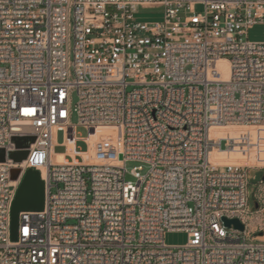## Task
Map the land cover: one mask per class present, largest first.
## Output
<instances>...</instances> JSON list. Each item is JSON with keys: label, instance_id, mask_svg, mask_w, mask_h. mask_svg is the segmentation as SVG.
Returning <instances> with one entry per match:
<instances>
[{"label": "built area", "instance_id": "obj_1", "mask_svg": "<svg viewBox=\"0 0 264 264\" xmlns=\"http://www.w3.org/2000/svg\"><path fill=\"white\" fill-rule=\"evenodd\" d=\"M139 7L162 20H138ZM257 24L264 0H0V148L36 137L22 162H0V264H264V183L252 190L249 166L210 149L215 126L264 127ZM70 124L115 126L113 161L54 163L55 128ZM240 134L223 150L251 153ZM30 168L45 206L20 213L14 240ZM170 231L188 242L167 245Z\"/></svg>", "mask_w": 264, "mask_h": 264}, {"label": "rangeland", "instance_id": "obj_2", "mask_svg": "<svg viewBox=\"0 0 264 264\" xmlns=\"http://www.w3.org/2000/svg\"><path fill=\"white\" fill-rule=\"evenodd\" d=\"M204 9L203 5H197L196 10L198 12ZM136 18L141 21H160L163 18V9L160 7H139L136 13ZM247 38L251 41L264 40V25L257 24L252 27L247 33ZM77 94H72V104L77 102ZM71 121L77 123L78 117L76 113L72 115ZM244 132L249 133L251 130L256 129L262 131L260 137L254 141V149L251 150V165L242 164L250 167V187L254 190V184L259 187L261 183H264V164L260 162V158L256 148L264 150V127L249 128L244 126ZM249 130V131H248ZM116 135V128L112 125L95 124V125H82L79 124V142L78 147L68 146V133L66 129L58 126L54 131L52 159L54 163L65 162H103L113 161L116 151V143L114 141ZM97 141V144L90 145V142ZM215 154H218L215 151ZM141 166V174L145 175L148 171V165L140 161H128L126 168L131 171L135 167ZM127 178L135 180V178L128 174ZM263 181V182H262ZM263 188L264 185H261ZM250 228V227H248ZM188 242V234L184 231H170L165 234V243L170 246H180Z\"/></svg>", "mask_w": 264, "mask_h": 264}, {"label": "water", "instance_id": "obj_3", "mask_svg": "<svg viewBox=\"0 0 264 264\" xmlns=\"http://www.w3.org/2000/svg\"><path fill=\"white\" fill-rule=\"evenodd\" d=\"M16 150L8 151L0 148V162L11 159L15 162H22L28 155V150L32 143L36 141L34 135L31 136H14L12 138ZM122 158V156H120ZM20 170L12 172V178H17ZM45 206V182L41 177L39 170L30 168L23 175L22 181L17 190L11 210V230L12 238L17 239V230L21 212H38L42 211ZM223 221L227 227L234 226L236 229L243 231L245 225L238 218L224 217Z\"/></svg>", "mask_w": 264, "mask_h": 264}, {"label": "crops", "instance_id": "obj_4", "mask_svg": "<svg viewBox=\"0 0 264 264\" xmlns=\"http://www.w3.org/2000/svg\"><path fill=\"white\" fill-rule=\"evenodd\" d=\"M62 128L66 129L68 133V146L78 147L77 143L79 142V124H70V125H64L61 126ZM57 128V127H56ZM55 128V129H56ZM244 126L240 125H229V126H215L210 131V137L212 141V147H211V154H212V160L220 163V164H228V163H236V164H248L251 165V155L249 153H245L240 151L243 149L240 148V144L237 141L236 148L233 151L226 152L223 149L225 148V144L228 142L229 138L232 139H239L241 138L242 132H244ZM249 131V130H248ZM262 131L253 129L251 132L249 131V136L252 140L256 141L259 137ZM97 144V141L90 142V145ZM79 148V147H78ZM218 148V149H215ZM254 149V148H253ZM252 149V150H253ZM215 151L218 152V154H215ZM255 152H259V158L260 162L264 164V150L261 148H256Z\"/></svg>", "mask_w": 264, "mask_h": 264}, {"label": "bare ground", "instance_id": "obj_5", "mask_svg": "<svg viewBox=\"0 0 264 264\" xmlns=\"http://www.w3.org/2000/svg\"><path fill=\"white\" fill-rule=\"evenodd\" d=\"M223 126V125H222ZM212 129V128H211ZM210 140H211V137H210ZM211 147H212V143H211ZM211 149V148H210ZM211 156H212V154H211ZM264 238V237H263Z\"/></svg>", "mask_w": 264, "mask_h": 264}]
</instances>
